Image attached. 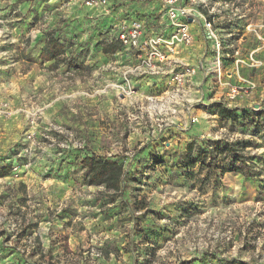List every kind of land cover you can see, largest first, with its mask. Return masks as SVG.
Listing matches in <instances>:
<instances>
[{
    "label": "rangeland",
    "instance_id": "374dc122",
    "mask_svg": "<svg viewBox=\"0 0 264 264\" xmlns=\"http://www.w3.org/2000/svg\"><path fill=\"white\" fill-rule=\"evenodd\" d=\"M180 1L214 18L229 50L262 63L240 68L258 90L228 107L231 119L217 114L223 85L206 89L208 105L190 112L184 102L159 110L147 79L120 97L111 87L119 62L101 53L112 22L95 23V8L0 0V103L14 109L0 113V167L21 169L18 178L12 168L0 176V264H264V0ZM160 2L110 0L109 10L139 15ZM193 28L198 41L182 57L197 64L209 40L200 23ZM49 30L67 41L81 69L41 61ZM218 141L245 146L256 176L227 173L214 187L186 178L187 163ZM81 154L121 163L122 193L89 185Z\"/></svg>",
    "mask_w": 264,
    "mask_h": 264
},
{
    "label": "built area",
    "instance_id": "2783aa9c",
    "mask_svg": "<svg viewBox=\"0 0 264 264\" xmlns=\"http://www.w3.org/2000/svg\"><path fill=\"white\" fill-rule=\"evenodd\" d=\"M69 1L80 2L93 9L100 8L108 14L111 12L110 0ZM160 1L162 4L160 9H151L139 15L132 14L133 10L124 11L123 15H120L121 18L117 19V23L112 20V29L106 43L119 42L122 46L113 55L115 61L119 62L115 64L122 69L119 71L120 77L111 84L120 97L126 99L137 93V86L145 79L147 86L154 92L149 93L147 98L153 104L159 105V110L179 102L188 103L189 112L195 108L192 104H197L196 107L199 104L206 106L208 105L206 89L213 93L219 85L225 86L226 92L225 102L220 101L218 107L227 109L232 103L256 93L258 90L256 81L240 74L242 66L255 70L261 66L262 63L254 57V53L250 55L248 61L241 59L239 50H229V44L220 37L214 26V18L206 17L194 8H187L180 0ZM192 2L206 4L205 0ZM197 23H200L205 31L204 37L209 40V45L199 62L194 64L187 62L182 53L196 46L198 36L193 27ZM209 49L211 55H208ZM208 57L210 61L206 63ZM225 60L234 67L232 71H227ZM200 73L202 79L199 82ZM225 77L227 81H224ZM231 79L235 82L230 81ZM194 89L198 93L196 101H192ZM156 90H159V93H156ZM0 113L4 117L12 115L14 109L11 103L8 101L0 103ZM197 121L196 117H191V123ZM32 136L28 135V139L31 140ZM11 168L18 178L21 173L20 165L13 164Z\"/></svg>",
    "mask_w": 264,
    "mask_h": 264
},
{
    "label": "trees",
    "instance_id": "16d2710c",
    "mask_svg": "<svg viewBox=\"0 0 264 264\" xmlns=\"http://www.w3.org/2000/svg\"><path fill=\"white\" fill-rule=\"evenodd\" d=\"M67 48V41L59 36L55 30H49L45 35L40 59L43 63H51V67L54 69L60 65L67 66L69 69H81L82 66L78 63L77 55H74L73 52L69 55ZM121 48L119 42H104L101 44V53L105 56H113ZM217 114L222 120L233 117L232 109L226 107H218ZM215 145V149L211 145L202 146L197 156L187 163V167L191 170H186L183 173L186 178L189 180L198 178L201 185L214 187L216 182L218 185L219 178L227 173L241 174L244 177L256 176L254 165L248 161L245 146L228 143L222 146L220 141L216 142ZM78 164L81 170L85 171L89 185H103L114 194L113 196L122 193L125 181L124 169L118 161L100 159L95 155L85 154L79 156ZM10 168L11 166L0 167V176L7 175L11 170ZM20 187L26 188L24 184H20ZM27 231L28 229H25L23 234Z\"/></svg>",
    "mask_w": 264,
    "mask_h": 264
},
{
    "label": "crops",
    "instance_id": "0c3cea01",
    "mask_svg": "<svg viewBox=\"0 0 264 264\" xmlns=\"http://www.w3.org/2000/svg\"><path fill=\"white\" fill-rule=\"evenodd\" d=\"M111 2L118 4V2H121V0H111ZM151 9H156L155 5H154V7L150 8L149 10H146V11H150ZM96 10L97 11L94 12V14H95L94 16L96 18V20H94L95 23H99L100 21H103V23H107L106 21H108V22L111 21L113 23L112 20H114V22L116 21L115 23H117V21H118L117 19H120L121 18L120 15H123V12L126 11L127 9H125L124 6H121V7L117 8L113 14H111V12H109V14H108L107 12L100 11L99 9H96Z\"/></svg>",
    "mask_w": 264,
    "mask_h": 264
}]
</instances>
